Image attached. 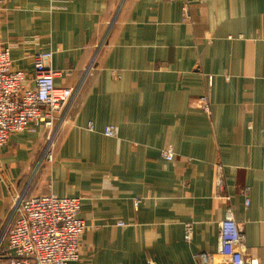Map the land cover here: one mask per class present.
<instances>
[{
	"label": "crops",
	"instance_id": "crops-1",
	"mask_svg": "<svg viewBox=\"0 0 264 264\" xmlns=\"http://www.w3.org/2000/svg\"><path fill=\"white\" fill-rule=\"evenodd\" d=\"M0 41L74 90L53 159L39 129L0 156V243L18 198L53 193L82 199L74 264H195L228 213L264 264V0H0Z\"/></svg>",
	"mask_w": 264,
	"mask_h": 264
},
{
	"label": "built area",
	"instance_id": "built-area-1",
	"mask_svg": "<svg viewBox=\"0 0 264 264\" xmlns=\"http://www.w3.org/2000/svg\"><path fill=\"white\" fill-rule=\"evenodd\" d=\"M13 49V46L0 41V156L18 134L40 129L47 133L48 140H52L65 123L74 96L72 88L58 87L55 83L60 73L48 64L53 53L34 54L33 73L29 75L15 68ZM202 101V109L209 113L208 99L204 97ZM87 129L95 130L92 123ZM104 135L115 137V128L107 127ZM162 155L166 161L175 158L171 148L163 151ZM81 208L82 199L79 197H60L49 193L18 198L13 208L14 215L7 223L0 243V260H5L4 264L78 262L87 230L85 221L80 217ZM144 264L156 263L149 260ZM195 264L262 263L247 257L240 226L232 213H228L220 223L216 254L195 255Z\"/></svg>",
	"mask_w": 264,
	"mask_h": 264
},
{
	"label": "rangeland",
	"instance_id": "rangeland-1",
	"mask_svg": "<svg viewBox=\"0 0 264 264\" xmlns=\"http://www.w3.org/2000/svg\"><path fill=\"white\" fill-rule=\"evenodd\" d=\"M31 129H33V128H31ZM40 130V129H39ZM34 131V130H33ZM44 131V130H43ZM45 132V131H44ZM45 136H46V140H47V142H48V151H47V154H49V155H51V159H53V155L51 154L52 152H53V150L55 149V146H56V140H55V137H57L58 136V134H59V131L56 133V134H54V136H53V138H52V140H48V136H47V133L45 132ZM10 143V142H9ZM8 146V145H7ZM169 149V148H168ZM50 160V159H49Z\"/></svg>",
	"mask_w": 264,
	"mask_h": 264
}]
</instances>
